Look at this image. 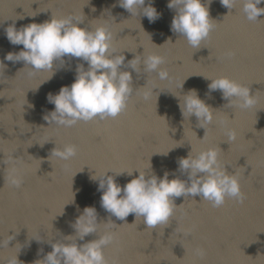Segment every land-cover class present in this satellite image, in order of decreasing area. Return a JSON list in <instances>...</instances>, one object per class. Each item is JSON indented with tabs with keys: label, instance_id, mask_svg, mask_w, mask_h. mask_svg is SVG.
<instances>
[{
	"label": "water",
	"instance_id": "obj_1",
	"mask_svg": "<svg viewBox=\"0 0 264 264\" xmlns=\"http://www.w3.org/2000/svg\"><path fill=\"white\" fill-rule=\"evenodd\" d=\"M149 3L159 14L153 23L117 6L118 0H0V242L13 238L0 246V264L15 257L18 264H35L52 251L50 243L76 241L80 246L107 232L115 234L114 242L103 248L108 264H264V15L250 22L239 0L232 10L220 0H201L214 26L200 48L193 49L170 30L176 11L167 7L169 0H145L144 6ZM257 6L264 8V3ZM51 16H72L82 21L78 27L103 26L112 33L115 54L125 56L120 71L131 73L133 88L117 118L72 127L48 124L43 117L54 110L48 94L70 86L77 64L85 69L87 64L66 56L54 61L51 71L30 75L22 61L4 60L23 48L9 43L8 26L19 29ZM229 52L234 55L228 57ZM150 54L164 57L161 68L168 79L143 72L142 65L139 73L126 67L134 55L142 60ZM203 77H227L249 88L254 104L247 109L236 106L235 99L228 104L220 90H209L211 81ZM192 90L215 110L204 139L196 117L184 119L179 108ZM146 92H151L147 99ZM229 130L235 132L234 140L228 139ZM66 145L76 146L72 159L51 153ZM191 148L193 155L218 150L220 164L239 180L243 203L226 199L213 208L199 196L175 198L178 208L169 222L154 229L139 218L134 222L132 214L117 220L101 207L99 180L91 176L102 178L110 171L107 175L122 188L138 172L157 178L167 172L169 180L187 181L178 160ZM131 171L132 176L115 175ZM17 177L20 187L10 183ZM86 207L95 209L98 225L95 233L79 240L72 225Z\"/></svg>",
	"mask_w": 264,
	"mask_h": 264
},
{
	"label": "clouds",
	"instance_id": "obj_2",
	"mask_svg": "<svg viewBox=\"0 0 264 264\" xmlns=\"http://www.w3.org/2000/svg\"><path fill=\"white\" fill-rule=\"evenodd\" d=\"M211 2L212 0H207V4ZM237 2L238 0H220L221 5L228 10H232ZM239 2L248 21L257 22L258 17L264 15V8L257 6L264 3V0ZM144 5L145 0H118L117 4L131 15L140 14L150 23L155 22L159 18L156 9L151 3L146 7ZM167 7L176 11L170 30L179 34L193 49H199L214 26L208 7L202 4L201 0H169ZM80 23L82 21L72 16L65 18L51 16L49 21L40 24L30 23L19 29L13 24L5 29L9 43L22 45L23 48L17 53H7L4 60L13 63L22 61L29 69L30 75L38 71H51L53 62L60 61L66 56L78 58L87 64V69L83 63L77 64L75 79L70 86L61 87L58 94H48V102L54 105V110L43 117L48 124L51 122L58 126L72 127L78 122L115 119L126 110L128 99L133 92L131 73L120 71L125 56L123 53L115 54L112 33L103 26L95 30L81 28L78 27ZM226 55L231 57L234 54L229 52ZM164 63L165 59L162 56L150 54L141 60L140 55H134L126 67L139 73L142 65L143 72L156 73L159 79L165 80L169 75L161 68ZM0 67H4L2 62ZM205 79L211 81L208 85L209 90H220L222 98L227 100L228 104L235 99L238 102L236 106L247 109L255 102L249 94V88L227 77ZM150 95L151 92H146L144 98L147 99ZM179 108L184 119L196 117L197 127L204 129L202 138L204 139L206 126L212 123L215 110L199 99L194 90L185 95ZM227 136L229 140H234L235 132L229 130ZM51 153L60 160L68 161L76 156L77 149L75 145H66L62 150L54 147ZM178 167L181 173L187 174V181L179 178L169 180L167 172L162 178L138 172V176L122 188L115 182L114 176L107 175L110 171L105 172L102 178L93 176L90 178L99 180L98 191H102L100 204L107 213L120 221H126L132 214L134 222L139 218L146 228L154 229L169 222L174 210L178 208L174 203L175 198L199 196L200 201L209 203L213 208L222 207L226 199L243 203L245 196L240 189L239 180L234 174H228L225 166L220 164L216 148H209L195 155L192 154L191 148L187 157L178 160ZM133 172H120L115 175L126 173L132 176ZM10 183L14 187H20L22 180L18 177L11 178ZM109 222L115 225L111 220ZM97 225L95 209L86 207L72 227L77 239L83 240L85 236L96 232ZM71 237L73 236L64 238L67 240ZM12 239L0 242V246H8ZM114 240L115 234L107 232L98 239L80 246H77L76 241L50 243L52 251L35 264H108L103 255V248L112 244ZM197 254L203 257L205 253L198 249ZM9 264H18L17 258L9 260Z\"/></svg>",
	"mask_w": 264,
	"mask_h": 264
}]
</instances>
